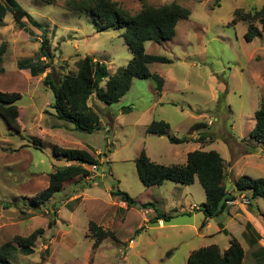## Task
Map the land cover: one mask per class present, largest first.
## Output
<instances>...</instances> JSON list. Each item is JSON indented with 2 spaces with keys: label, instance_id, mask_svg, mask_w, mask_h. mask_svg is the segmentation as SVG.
Instances as JSON below:
<instances>
[{
  "label": "rangeland",
  "instance_id": "rangeland-1",
  "mask_svg": "<svg viewBox=\"0 0 264 264\" xmlns=\"http://www.w3.org/2000/svg\"><path fill=\"white\" fill-rule=\"evenodd\" d=\"M15 1L41 27L26 18L19 26L11 11L0 21V45L5 44L0 91L21 94L16 102L17 128L8 127L0 116V247L7 242L17 247V236L43 232L34 241L33 253L17 250L10 262L0 264H186L192 250L211 244L223 250L232 237L243 247V264H264V257L250 255L244 233L251 232L253 250L260 248L253 235L255 220L247 222L243 212L233 217L224 211L199 230L205 193L198 180L189 185L167 180L145 186L134 163L144 150L157 163L182 164L188 151L200 148L217 151L228 166L233 148V157L246 153L237 158L231 182L225 180L227 189L234 183V174L236 180L264 178V143L250 138L254 112L264 98V31L247 42L244 33L250 22L231 24L236 9L241 13L259 9L264 0H145L153 6L175 2L190 11L188 18L177 22L171 39L144 43L147 53L171 59L149 65L164 85L158 93L152 79L133 78L129 90L111 104L92 94L88 104L99 114L101 125L92 133L75 129L53 114V94L43 78L49 73L58 81L74 74L77 60L86 54L105 63L110 74L117 72L132 56L122 36L124 29L101 28L99 18L65 10L68 0ZM112 1L131 14L141 8L140 0ZM253 24L260 29L258 21ZM42 32L50 58H41L45 70L31 76L17 64L38 54ZM153 120L168 123L165 133H146ZM194 122L204 125L196 130L198 143L168 140V136L188 137ZM54 146L88 150L98 162L93 169L84 165L88 176L67 181L60 192L36 204L33 197L47 186L49 173L66 164L63 156L53 154ZM110 189L126 192L134 204L121 208L120 197L111 195ZM250 209L264 225L260 216L264 200L255 197ZM157 212L172 218L163 226L150 223ZM91 221L112 233L96 248L88 230ZM218 224L227 232L216 231Z\"/></svg>",
  "mask_w": 264,
  "mask_h": 264
},
{
  "label": "trees",
  "instance_id": "trees-1",
  "mask_svg": "<svg viewBox=\"0 0 264 264\" xmlns=\"http://www.w3.org/2000/svg\"><path fill=\"white\" fill-rule=\"evenodd\" d=\"M50 3L48 0H38ZM141 8L131 14L119 7L112 0H68L64 9L74 12H85L102 20L101 28H123L122 36L132 56L125 67L110 74L105 63H101L86 54L76 62V72L65 74L58 81H53L47 73L43 78V84L48 86L53 94V102L50 107L53 114L59 119L71 123L75 129L92 133L100 129V117L96 110L88 104L89 97L94 94L95 99L104 104H111L119 100L130 88L133 78H150L156 83L158 93L164 85V79L155 72H150L149 65L152 63H170L171 59L163 55L149 54L145 51L144 43L153 40L161 41L171 39L175 35L176 24L180 19L188 18V8L175 2L160 6L149 5L145 0H140ZM11 11L13 17L22 25L21 20L26 18L31 25L40 28L41 25L15 0H0V21L6 13ZM236 9L231 24L240 21L250 22L244 39L250 42L264 31V4L259 9L243 12ZM241 13V14H240ZM253 21L260 23V29ZM5 44L0 45V65L3 62ZM50 58L48 39L42 32V39L38 54L34 58L23 59L18 62L19 69H28L31 76H37L46 68V63L41 58ZM3 67L0 66V73ZM106 79L103 87L100 82ZM21 97L18 92L0 91V116L10 128H17L19 108L16 105ZM202 123L196 122L189 128V133L203 127ZM168 128V123L163 120H153L146 128V133L163 134ZM201 137H206L200 134ZM200 138V137H199ZM250 138L264 143V98L260 101L254 112V125L250 131ZM171 143L179 144L188 142L189 137L178 138L168 136ZM53 154L63 156L66 164L57 167L48 175L47 186L39 191L33 201L42 204L49 200L55 193L60 192L64 184L74 178H83L89 175L84 165H96L97 157L90 151L79 148L53 147ZM75 161V163H69ZM136 172L140 181L145 186L160 185L164 181H172L184 185L191 184L197 179L204 190L205 201L201 207L204 220L217 217L226 211V201L233 200L239 193L250 191L251 198L261 197L264 200V178L250 179L242 176L234 182V192H228L224 185L225 165L220 154L213 150L194 149L186 155V161L182 164H161L150 159L144 150L134 159ZM235 192L237 194H235ZM110 194L119 196L128 207L134 204V199L120 189H110ZM151 205V204H150ZM145 206V204H143ZM197 209V208H195ZM200 210V208H199ZM264 220V213H260ZM172 215L157 212L150 223L158 220L169 221ZM54 221L49 222L52 227ZM88 230L92 234L93 247L96 248L103 239L112 236L111 231L104 230L95 222H89ZM42 229L33 231L27 237L17 236V247L7 242L0 247V262H10L17 250L29 255L33 253L35 239L41 234ZM223 232H227L223 230ZM244 250L235 238L229 240V245L224 251H220L217 245L199 247L192 250L186 260V264H242Z\"/></svg>",
  "mask_w": 264,
  "mask_h": 264
},
{
  "label": "crops",
  "instance_id": "crops-1",
  "mask_svg": "<svg viewBox=\"0 0 264 264\" xmlns=\"http://www.w3.org/2000/svg\"><path fill=\"white\" fill-rule=\"evenodd\" d=\"M194 123H196V122H194ZM193 123V124H194ZM201 123V122H200ZM203 123V122H202ZM190 128V127H189ZM189 128H188V130H189ZM199 134L196 132V131H193V133H190L189 134V141L188 142H196V143H198L197 141H196V138H198L199 136H198ZM231 148V147H230ZM198 149H200V148H198ZM233 151H234V153H236V151L235 150H233V148H232V150H231V161L230 162H228V166H225V169H224V172H225V177H224V185H225V180L227 179L228 181H230L231 182V174H232V168L234 167V165H235V163H236V161H237V158H239V157H241L243 154H245L246 153V151H244L243 152V154H241V155H238V156H236V157H233L232 155L234 154L233 153ZM189 152V151H188ZM187 152V153H188ZM187 153H186V155H187ZM222 157V156H221ZM223 158V157H222ZM151 159V158H150ZM224 159V158H223ZM225 162V161H224ZM227 163V162H226ZM233 178H234V182L236 181V174H234L233 175ZM225 187H226V185H225ZM226 189H227V187H226ZM234 190V183L230 186V188H228L227 189V191L228 192H234L233 191ZM244 194H246L247 196H248V200H249V203L248 204H243V203H239L240 201H238V203H235V204H233V205H230L229 207H228V209L225 211L226 213H227V215H233V217H235V216H237V215H239V214H241L242 212L243 213H245V214H247L248 215V219H247V222H250V219H252V221L253 220H255L256 221V223H257V225L253 222H250V223H252V225L254 224L256 227H255V233H253V235H254V238H255V240L258 242V244H259V246H260V248H258V249H256V250H253V248H252V243H253V239H252V237H251V232H244V233H246V239H247V241H248V244H249V247H250V249H252L251 250V252H250V255L252 256V257H254V258H258L259 259V257L261 258H263L264 257V253H261V250H263L264 251V225L262 224V223H260L255 217H254V211L252 210V209H250V204H251V201L255 198H251V196H250V191L248 192V191H245V192H243ZM235 194H237L236 192H235ZM241 193H239L238 195H237V197L240 195ZM115 197H118V196H115ZM252 199V200H251ZM120 201L118 202V204H119V206L121 207V208H125V209H129L127 206H126V203L125 202H123L121 199H119ZM115 203H117L116 201H115ZM261 213H263V212H261ZM204 216V215H203ZM250 223H247L246 225H248V227L250 226ZM157 224L159 225V226H163V221L162 220H158L157 221ZM201 225V224H200ZM209 226V222H208V219H206L205 220V224H204V226H199V230L201 229V228H203V227H208ZM142 228V227H141ZM215 229H216V231H218V232H222L223 230H226L222 225L220 226V224H218L217 226L215 225ZM227 231V230H226ZM258 231V232H257ZM257 233V234H256ZM199 235H200V233H199ZM134 244V242L132 241V240H130L129 241V246H132ZM228 247V246H227ZM226 247V248H227ZM226 248H224L223 250H220V251H224ZM243 248V247H242ZM242 264H243V261H242Z\"/></svg>",
  "mask_w": 264,
  "mask_h": 264
},
{
  "label": "built area",
  "instance_id": "built-area-1",
  "mask_svg": "<svg viewBox=\"0 0 264 264\" xmlns=\"http://www.w3.org/2000/svg\"><path fill=\"white\" fill-rule=\"evenodd\" d=\"M90 168H95V165H90ZM238 201H240L239 203H243V204H248L249 200H248V196L244 193H241L238 197L234 198L233 200H228L226 201L227 206L233 205L235 203H238ZM192 209L197 208L196 205L191 206Z\"/></svg>",
  "mask_w": 264,
  "mask_h": 264
}]
</instances>
